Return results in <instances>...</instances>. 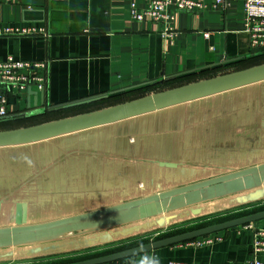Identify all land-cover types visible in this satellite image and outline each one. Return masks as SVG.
Masks as SVG:
<instances>
[{
  "label": "crops",
  "instance_id": "obj_1",
  "mask_svg": "<svg viewBox=\"0 0 264 264\" xmlns=\"http://www.w3.org/2000/svg\"><path fill=\"white\" fill-rule=\"evenodd\" d=\"M195 1L207 8L201 13L176 11L175 35L168 40L161 36L160 25L130 18V4L142 8V0H0V27L36 30L0 37V61L9 56L46 61L43 91L48 107L113 93L83 112L259 65L254 63L259 53L254 54L242 28L241 3L231 2L223 11L212 7L214 0ZM153 84L163 88L154 91ZM31 90L39 102L41 91ZM24 95L26 104V91ZM116 96L126 99L112 102ZM24 102H14L9 111H23ZM77 114L42 118L39 124ZM261 164L264 81L46 141L0 148V228L15 225L17 204L26 205V224L33 225ZM257 206H264V187L96 233L1 249L0 264L80 262L235 219L244 215L238 210ZM225 214L232 215L174 233ZM254 224L264 228V220ZM209 237L212 242L200 247L181 243L123 262L250 261L249 228ZM83 254L86 258L77 257ZM259 259L264 263V252Z\"/></svg>",
  "mask_w": 264,
  "mask_h": 264
},
{
  "label": "water",
  "instance_id": "obj_2",
  "mask_svg": "<svg viewBox=\"0 0 264 264\" xmlns=\"http://www.w3.org/2000/svg\"><path fill=\"white\" fill-rule=\"evenodd\" d=\"M264 81V63L242 70L222 74L179 87L155 92L124 103L71 117L61 118L33 126L0 130V148L29 145L59 136L100 127L168 107L188 103L222 92ZM38 102L31 88L26 90L25 109L0 121L30 118L45 113L70 110L106 100L110 94L99 95L68 104L46 106L44 91ZM33 101L31 102V97ZM9 105L14 99H9ZM264 187V164L245 168L212 179L167 190L158 194L120 203L110 207L81 213L45 223L26 224V205L17 204L14 226L0 228V250L45 243L75 234L96 233L150 218L167 215L201 203L237 195ZM264 220V210L225 222L204 226L168 236L116 253L69 264H107L125 260L153 250L169 247L209 236L231 228Z\"/></svg>",
  "mask_w": 264,
  "mask_h": 264
},
{
  "label": "built area",
  "instance_id": "obj_3",
  "mask_svg": "<svg viewBox=\"0 0 264 264\" xmlns=\"http://www.w3.org/2000/svg\"><path fill=\"white\" fill-rule=\"evenodd\" d=\"M239 1L243 9L242 28L249 36L251 49L264 53V0H214L212 7H221L224 11L231 2ZM143 7L138 8L134 3L129 6L130 18L135 22L149 19L161 26V36L171 40L175 35L172 27L176 11L201 13L207 6L195 0H142ZM43 32L42 30L40 31ZM36 33L34 28L0 27V37L22 36ZM47 62L44 60L20 61L7 57L0 61V120L15 115L9 111V99L18 102L27 88L43 89L45 83L44 71ZM245 227L252 230L251 259L246 264H264L259 255L264 252V228L255 224ZM209 236L198 238L183 244L200 247L210 244ZM107 264H136L132 262H112ZM168 264H186L183 262H169Z\"/></svg>",
  "mask_w": 264,
  "mask_h": 264
},
{
  "label": "rangeland",
  "instance_id": "obj_4",
  "mask_svg": "<svg viewBox=\"0 0 264 264\" xmlns=\"http://www.w3.org/2000/svg\"><path fill=\"white\" fill-rule=\"evenodd\" d=\"M254 54H258V52H256V51H254ZM254 63H259V64H263L264 63V58H262V59H258V60H256V61H254ZM163 87H159V89H157V90H161ZM164 88H166V87H164ZM155 93V92H154ZM24 96L25 95H23V96H21V98H20V100L18 101V105H20L21 103H23L24 102ZM126 99V97H123V98H121V99H119V100H125ZM119 100H116L115 99V101H112V102H118ZM110 103V102H109ZM24 104H25V102H24ZM25 106H26V104L24 105V108H25ZM90 109V108H89ZM86 109H78V110H74V111H70V112H64V113H62V114H58V115H54V116H48L47 117V119H54V118H58V116L59 117H62V116H68V115H72V114H77V113H79V112H83V111H85ZM87 110H88V108H87ZM36 122H40V120L39 121H35L34 123H36ZM30 123H33V121L32 122H22L21 120L19 121V120H17V121H13V122H8V123H0V130H7V129H17V128H21V127H25L26 125H28V124H30ZM252 191V190H251ZM195 206V205H194ZM261 208H264V206H257V207H254V208H250V209H246V210H241L240 212H239V210L237 211V213L238 214H244L243 216H245V215H249V214H252V213H256L257 211H255V210H259V209H261ZM252 211H255V212H252ZM233 214H235V215H237L236 213H233ZM230 215H232V214H228V215H223L222 217H217V218H215V219H209V220H207V221H203V222H200V223H196V224H192L191 226H188V227H186V228H182V229H180V230H178V231H171V232H174V233H177V232H181V231H185V230H188V229H191V228H197V227H199V226H203V225H205V224H210V223H213V222H215V221H218V220H222V219H226V218H228V217H231ZM242 217V216H241ZM168 234H170V233H168ZM206 237V236H205ZM189 242V241H188ZM77 257H81L80 259H83V258H86V254H83V255H79V256H77Z\"/></svg>",
  "mask_w": 264,
  "mask_h": 264
},
{
  "label": "trees",
  "instance_id": "obj_5",
  "mask_svg": "<svg viewBox=\"0 0 264 264\" xmlns=\"http://www.w3.org/2000/svg\"><path fill=\"white\" fill-rule=\"evenodd\" d=\"M256 58H258V59H262V58H264V53H259L258 55H256ZM258 59H256V60H258ZM157 84V83H156ZM156 84H153L152 86H151V89L153 88V90L154 91H156L157 89H159V86L157 87V85ZM167 85V84H166ZM161 87V86H160ZM159 92V91H158ZM111 98V96L108 98V99H106V100H103V101H108L109 99ZM116 100H119V99H121V98H123V96L121 97V96H116V97H114ZM114 99V100H115ZM119 101H122V100H119ZM100 102H102V101H100ZM88 106H82V107H78V108H74V110H78V109H86ZM70 110H73V109H70ZM70 110H65V111H60V112H66V111H70ZM22 112V111H21ZM60 112H54V113H45V114H43V115H40V116H34V117H30V118H18V119H14V120H11V121H0V123H8V122H13V121H17V120H21L22 122H32L33 121V123H30V124H28V125H26L25 127H28V126H33V125H37V124H39V122H36V123H34L35 121H41V119L43 118V119H47V117L48 116H54V115H58ZM20 113V112H19ZM84 113V112H83ZM13 114H16V113H13ZM21 128H23V127H21ZM7 130H9V129H7ZM264 209V208H263ZM262 210V209H261ZM104 256V255H103ZM116 262H123V260H121V261H116Z\"/></svg>",
  "mask_w": 264,
  "mask_h": 264
}]
</instances>
